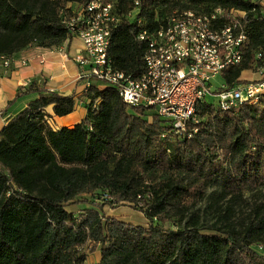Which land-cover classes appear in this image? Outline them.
Wrapping results in <instances>:
<instances>
[{"label":"trees","instance_id":"obj_1","mask_svg":"<svg viewBox=\"0 0 264 264\" xmlns=\"http://www.w3.org/2000/svg\"><path fill=\"white\" fill-rule=\"evenodd\" d=\"M71 1L84 0H0V57L10 59L31 45L61 46L68 31L59 12ZM107 1H116L122 14L133 8L132 0ZM139 5L148 25L174 9L246 10L249 45L245 60L223 74L228 84L264 46V19H252L251 9L258 14L259 6L250 0ZM138 29L123 18L109 47L114 67L133 78L143 72L146 51L136 39ZM30 92L37 98L0 130V264H84L88 247L100 253L93 264H264V200H255L241 223L233 217V204L244 200V192L264 189V100L228 111L203 102L197 132L178 137L112 88L83 93L82 99H90L84 118L53 129L45 108L52 105L62 117L73 112L76 98L29 84L18 88L15 99ZM214 184L219 189L211 195L213 204L230 205L219 220L224 226L203 233L194 209ZM147 191L152 197L137 207ZM85 195L113 207L132 203L148 225L104 217L102 202L75 213L67 209L94 203Z\"/></svg>","mask_w":264,"mask_h":264},{"label":"built area","instance_id":"obj_2","mask_svg":"<svg viewBox=\"0 0 264 264\" xmlns=\"http://www.w3.org/2000/svg\"><path fill=\"white\" fill-rule=\"evenodd\" d=\"M132 1L133 8L125 14L119 12L116 1L107 0L71 1L59 12L68 31L63 44L72 38L81 42L73 60L78 68L76 79L83 82L82 96L89 89H115L126 104L143 109L148 120L160 118L178 137L197 132L194 125L201 120L198 106L203 102L228 111L264 100V46L254 50L250 67L234 83L228 84L223 77L226 70L245 60L250 40L246 10L174 9L157 14L148 25L139 15L140 0ZM250 1L259 6L258 14L256 7L251 9L252 19H264V0ZM123 18L136 23V39L146 44L143 72L137 78L114 67L109 56L111 33ZM0 59L3 66H9L8 59ZM218 75L223 83L212 90L211 80ZM76 102L89 104L90 99L77 98ZM143 197L138 196L137 207L152 194L147 191Z\"/></svg>","mask_w":264,"mask_h":264},{"label":"crops","instance_id":"obj_3","mask_svg":"<svg viewBox=\"0 0 264 264\" xmlns=\"http://www.w3.org/2000/svg\"><path fill=\"white\" fill-rule=\"evenodd\" d=\"M81 42L77 38H72L67 44L55 48L31 45L14 54L9 60V66H3L0 59V130L10 118L23 110L27 104L36 99L38 94L30 92L15 99L16 92L20 87H27L33 84L34 88H42L53 91L59 95H71L74 98L82 99L83 82L77 81L78 68L73 58L78 54ZM73 112L68 115L58 117L53 114L52 105L45 108L49 116L48 123L53 129L60 126L72 127L80 122L86 115L85 103L74 104ZM80 205L70 204L71 211H77ZM75 210H74V209ZM120 208V207H118ZM103 206L104 217L125 221L132 224L145 225L144 218L138 216L136 222L132 221V215L136 212L128 210H118ZM68 209V207H67ZM128 216V220L120 218L118 214ZM96 256V261L99 260Z\"/></svg>","mask_w":264,"mask_h":264},{"label":"rangeland","instance_id":"obj_4","mask_svg":"<svg viewBox=\"0 0 264 264\" xmlns=\"http://www.w3.org/2000/svg\"><path fill=\"white\" fill-rule=\"evenodd\" d=\"M246 75H247V73H243V76H246ZM211 83H212V90H214L217 87H219L220 84L223 83V79L221 78L220 75H218L216 78H213L211 80ZM207 99L211 100L212 98L208 97ZM130 111L134 112V109L130 108ZM218 189H219L218 184H216V185L214 184V186H211L210 188H208L206 190L205 198L194 209V212L196 213V215L199 218V223L197 226L200 229V231L203 233H216L218 231H215V227L216 228H218V227L222 228L224 226L223 225L224 223H221L219 220L221 219L222 214L224 213L223 210L230 204L226 200L220 201L217 204H213V202H212L213 200L211 198V195L215 190H218ZM243 196H244V200L242 202L233 204V208H234V216L233 217H234V221L236 224H239L242 222V220L245 217V214L247 213L250 205L255 200H264V189H262L261 191H257V193L256 192H254V193L244 192ZM85 197L88 198L89 200H92V201L94 200V203H87V204L83 203L79 207H77L78 209H80V207H82L83 205H85V207H88V206L93 207L92 204L99 206V204H100L99 202H102L101 213L103 216H104V213L102 212V207L106 206V205L112 209L120 207V208H118V210H128V212L129 211L136 212V213H133V215H132V221H135V222L137 221L136 219L139 218L138 216H142V217L144 216L141 211L137 210L135 208V206L132 205V203L129 204L127 202H119V203L117 202V203H115V205L113 207L104 201H100L97 198L96 199L92 198L90 195H85ZM103 203L105 205H103ZM68 210L71 211L72 209H70L68 206ZM73 212L75 213L76 211H73ZM118 216L120 218L125 219V220L129 219L127 215H123L121 213L118 214ZM123 222H125V221H123ZM144 222H145L144 226H147L148 223H147V220L145 218H144ZM126 223H128V222H126ZM129 224H132V223H129ZM134 225H138V224L135 223ZM97 251L98 250L92 252V254H91V252L89 251V247H88L87 248V257H86V261L84 262V264H93V263L97 262L96 258H95L96 256H98ZM99 257H100V253H99Z\"/></svg>","mask_w":264,"mask_h":264}]
</instances>
